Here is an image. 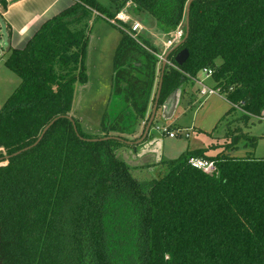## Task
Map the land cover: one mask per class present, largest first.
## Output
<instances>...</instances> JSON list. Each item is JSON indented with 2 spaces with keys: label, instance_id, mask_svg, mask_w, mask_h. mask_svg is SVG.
<instances>
[{
  "label": "trees",
  "instance_id": "obj_1",
  "mask_svg": "<svg viewBox=\"0 0 264 264\" xmlns=\"http://www.w3.org/2000/svg\"><path fill=\"white\" fill-rule=\"evenodd\" d=\"M110 1L113 10L73 0L22 49L8 50L4 65L19 84L0 109V264H264V159L232 155L255 148L244 129L264 120V0L190 4L188 36L168 56L174 67L166 64L158 109L209 70L230 104L221 119L228 141L215 156L211 145L164 162V174L150 180L132 171L154 163L132 167L122 151L138 149L123 141L138 140L148 122L157 50L119 23L111 95L122 106L103 115V135H85L70 116L74 85L87 82L88 30L80 24L92 13L113 20L131 5L161 33H185L189 0ZM182 49L188 58L177 66ZM53 120L35 147L4 159ZM194 158L214 170L193 168Z\"/></svg>",
  "mask_w": 264,
  "mask_h": 264
},
{
  "label": "rangeland",
  "instance_id": "obj_2",
  "mask_svg": "<svg viewBox=\"0 0 264 264\" xmlns=\"http://www.w3.org/2000/svg\"><path fill=\"white\" fill-rule=\"evenodd\" d=\"M95 1L102 7L113 10L110 0ZM124 12L130 16L133 22H137L141 26V30L138 32L139 38L149 43L157 52L165 50L164 44L168 39V35L161 33L157 29L154 20L149 14L137 11L131 5L124 9ZM84 24L88 30V47L85 60L87 82L85 84L75 83L70 116L77 121L83 134L101 136L103 134L100 132L99 124L103 115L109 112L112 114L116 108L114 105L118 107L122 106V103L116 102L115 98L111 95L113 60L120 38V29L118 25H112L107 18L97 16L95 13H92L80 25L84 26ZM7 41V26L0 17V109L19 84L18 77L4 65V61L8 57V52L6 51L8 47ZM203 76L200 73L198 78L203 79ZM207 83L213 86L210 79L205 82V84ZM157 85L158 81L156 82V89ZM199 88L196 82H190L186 85L185 90H183L182 101L171 122V125L177 123L181 126V129L177 132L178 135L174 139L161 135L160 131L156 130V128L161 129L160 127L166 126L165 124L167 123L170 125L169 121H162L160 110H158L150 129L149 137L151 134L153 137L159 136L158 139L162 141V153L159 156L158 152H152L151 155H153V158L158 163L156 165L154 163L151 170L139 171L133 169L132 175L135 178L139 180L158 179L166 170L164 162L178 160L187 151L205 149L213 145L214 149H211L208 155L215 156L224 150L222 145L226 143L227 139H224L225 128L224 124L222 125L221 119L230 109V104L222 95H211L207 96V98L202 96L199 99L197 98L192 106V103L189 101H193V99H189L191 97L196 98L198 95L196 89ZM187 105L190 107H188L186 112L184 107L186 108ZM247 124L248 126L244 129V132L250 137L257 138L256 146L253 149L250 146L246 150L239 149L237 152H234L235 154L232 153V155L239 157L250 155L253 158L264 159V120L257 121L256 119H251ZM182 129L189 131V138L184 137L185 132L181 131ZM140 130L141 127L137 133ZM180 131L181 134L179 133ZM127 154H129L128 150L122 151V156L132 167L139 165L138 160L128 159Z\"/></svg>",
  "mask_w": 264,
  "mask_h": 264
},
{
  "label": "crops",
  "instance_id": "obj_3",
  "mask_svg": "<svg viewBox=\"0 0 264 264\" xmlns=\"http://www.w3.org/2000/svg\"><path fill=\"white\" fill-rule=\"evenodd\" d=\"M72 4H73V0H0V17L7 26L9 49L10 48L22 49L25 46L26 42L33 36L35 31L39 28V26L43 22L52 18L53 16H55L62 10L68 8ZM4 5H6L5 8ZM169 50L170 49L166 51L164 50L163 52L168 53ZM163 52H157V53H163ZM160 64L161 62L156 66L157 77L152 92V98L153 96L155 97L156 94V82L158 81V75H160ZM206 81H209V78L204 80V84ZM205 85L207 87H212V85H210L209 83ZM196 90L198 91V89ZM181 97L182 95L180 96V102L178 107L180 106V103L182 101ZM200 97L201 96L199 94L196 96L195 99L191 97V99L189 100L193 99V101H189V102H191L193 106L197 98L199 99ZM205 98H207V96ZM152 106L153 103H151L150 101L148 106V113L150 114H151ZM190 106L187 105L186 108L184 107V110L187 112V109ZM178 107L176 109V112L178 110ZM176 112L173 115V117L169 120L170 125L168 123L165 124L166 127H170V131H178L181 129L180 128L181 126L177 123L171 125L172 124L171 122L173 121ZM161 135L167 136V134H161ZM155 136L157 135L155 134ZM158 137H153V135L151 134L150 137H148V139L146 138L147 139L146 141L144 140L141 145L139 144L141 147L138 150V152L128 151L129 152V154H127L128 159L130 158L131 160H138L137 162L139 165H142L144 163H152V162L158 163V161L155 158H153V155H151L152 152H158L159 156L162 153V141L158 139ZM170 139H174V138H170Z\"/></svg>",
  "mask_w": 264,
  "mask_h": 264
},
{
  "label": "water",
  "instance_id": "obj_4",
  "mask_svg": "<svg viewBox=\"0 0 264 264\" xmlns=\"http://www.w3.org/2000/svg\"><path fill=\"white\" fill-rule=\"evenodd\" d=\"M194 0H189L187 5H186V15H185V33H184V37L182 38V40L175 46H173L172 48H170V50L168 51V53H166V55L164 56L163 60L161 61L160 64V75H159V79H158V85H157V89H156V94L154 97V102H153V106H152V110H151V114L148 120V123L144 129V133L143 135L134 142H129V141H123L125 144L129 145V146H138L139 144H142L144 139L147 138L146 136H148V133L151 129V124L153 123L156 113L158 110H160V118L162 119V121H169L173 115L176 112V109L179 105L180 102V96H181V92L180 91H176L173 92L172 94H170V96L166 99V101L160 106V108L158 109V100H159V96H160V92H161V87H162V81H163V74H164V70L167 64V59L168 56L175 50L177 49L187 38L188 36V32H189V8H190V4L193 2ZM7 49L6 51L8 52L9 50V41H7ZM188 58V51L187 49H182L180 50L174 57V62L177 66H182L186 60ZM66 119H68L72 125H73V129L76 133V127L75 124L73 122V120L70 117H65ZM55 120H53L52 122H50L42 131L41 135L39 136V138L29 147H26L16 153H14L11 156L5 157L4 159L7 160L11 157L17 156L22 152H25L33 147H35L40 140L42 139L43 135L46 133V131L49 129V127L54 123ZM76 135L78 136V134L76 133ZM112 137H108V138H102V139H98V140H86L88 142H95V141H99V140H108ZM114 138V137H113ZM118 139V138H115ZM120 140V139H118ZM133 159V158H132Z\"/></svg>",
  "mask_w": 264,
  "mask_h": 264
},
{
  "label": "built area",
  "instance_id": "obj_5",
  "mask_svg": "<svg viewBox=\"0 0 264 264\" xmlns=\"http://www.w3.org/2000/svg\"><path fill=\"white\" fill-rule=\"evenodd\" d=\"M129 6V5H128ZM126 6V8L128 7ZM125 8V9H126ZM112 25H120L119 23L128 24L129 25V35L131 38L137 41L139 38L138 32L141 30V26L137 22H133V20L130 18V16L124 12V9L119 12L113 20L109 21ZM184 31L181 28H178L176 31L168 35V39L166 40L164 47L165 51L172 48L173 46L177 45L183 38ZM165 56V52L156 54V57L158 58L159 62L163 60ZM167 65L174 67V65L167 61ZM204 75L203 79H193V82H196L197 85L200 87L198 89V94L202 97L211 96V95H220L219 91L217 89H214L213 87H207L204 84V80L210 78L212 72L209 70H204L202 72ZM159 128H156V130L160 131V134H167L169 138H175L176 135H178V131H168V127L162 126ZM185 132L184 137L188 138L189 133L187 130H181ZM181 131L179 132L181 134ZM179 134V135H180ZM189 164L198 170H202L203 172H210L214 170V163L211 161H206L202 159H190Z\"/></svg>",
  "mask_w": 264,
  "mask_h": 264
},
{
  "label": "flooded vegetation",
  "instance_id": "obj_6",
  "mask_svg": "<svg viewBox=\"0 0 264 264\" xmlns=\"http://www.w3.org/2000/svg\"><path fill=\"white\" fill-rule=\"evenodd\" d=\"M140 145H141V144H140ZM140 145H139V146H137V147H138V149H136L134 152H138V150H139V149H140V147H141ZM136 161H137V160H136ZM155 165H156V163H155ZM136 167H137V166H136ZM151 168H152V167H151ZM151 168H148V169H146V170H149V169L151 170ZM139 171H141V170H139ZM142 171H145V170H143V169H142Z\"/></svg>",
  "mask_w": 264,
  "mask_h": 264
}]
</instances>
